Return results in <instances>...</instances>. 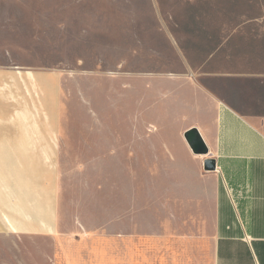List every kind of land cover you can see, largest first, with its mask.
I'll return each instance as SVG.
<instances>
[{"label": "crops", "instance_id": "0c3cea01", "mask_svg": "<svg viewBox=\"0 0 264 264\" xmlns=\"http://www.w3.org/2000/svg\"><path fill=\"white\" fill-rule=\"evenodd\" d=\"M153 13L158 24L134 31L142 46L114 61L127 69L128 87L142 92L144 159L159 138L175 205L205 224L211 264H264V0H157ZM53 77L0 70V159L16 160L15 170L0 171V217L14 232L24 223L27 232L55 231V160L70 147ZM166 126L174 134L164 138ZM192 129L207 153L193 152L185 137ZM24 204L34 213L24 215Z\"/></svg>", "mask_w": 264, "mask_h": 264}, {"label": "rangeland", "instance_id": "374dc122", "mask_svg": "<svg viewBox=\"0 0 264 264\" xmlns=\"http://www.w3.org/2000/svg\"><path fill=\"white\" fill-rule=\"evenodd\" d=\"M156 10L157 0H0V70L54 76L70 147L55 160V231L27 232L24 223L14 232L0 217V264H211L205 224L175 205L159 138L144 159L142 92L114 63L142 46L134 31L158 24ZM158 117L152 109L148 119ZM173 134L163 128L164 138ZM15 162L0 159V171Z\"/></svg>", "mask_w": 264, "mask_h": 264}, {"label": "water", "instance_id": "95a60500", "mask_svg": "<svg viewBox=\"0 0 264 264\" xmlns=\"http://www.w3.org/2000/svg\"><path fill=\"white\" fill-rule=\"evenodd\" d=\"M185 137L194 153L196 154L207 153L206 145L204 144L197 129L190 130L185 134ZM215 168H216V164L214 160H206L205 162L206 170H215Z\"/></svg>", "mask_w": 264, "mask_h": 264}]
</instances>
